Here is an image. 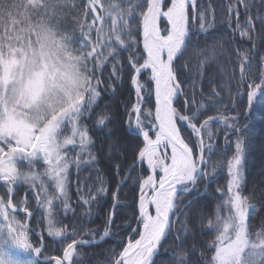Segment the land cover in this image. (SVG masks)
Returning a JSON list of instances; mask_svg holds the SVG:
<instances>
[{"label": "snow or ice", "instance_id": "1", "mask_svg": "<svg viewBox=\"0 0 264 264\" xmlns=\"http://www.w3.org/2000/svg\"><path fill=\"white\" fill-rule=\"evenodd\" d=\"M239 5L247 14L243 25ZM224 7L228 27L234 14L233 34L251 47L235 48L227 81L207 77L206 93L215 45L213 57L202 49L195 71L185 53L200 36H212L211 0H0V264H75L78 246L109 237L121 249L108 250L107 264H156L161 248L170 251V264H264V219L253 224L264 212V190L243 194V138L225 157L226 184L208 192L222 166L211 159L216 139L222 134L231 144L242 131L239 114L215 108L221 92L227 88L234 103L233 81L237 96L246 88L248 111L264 96V55L255 59L264 45V15H253L246 0H226ZM101 164L115 190L97 238L98 229L81 232L69 188L74 168L78 200L88 206L80 216L90 221L108 203ZM85 168L95 173L92 185L85 184L91 176L81 179ZM21 185L31 200L16 198ZM126 186L131 203L120 200ZM216 195L222 199L213 208ZM126 208L135 223L116 225L127 230L122 236L112 226ZM69 216L76 219L64 224ZM45 233L62 255L45 254Z\"/></svg>", "mask_w": 264, "mask_h": 264}, {"label": "trees", "instance_id": "2", "mask_svg": "<svg viewBox=\"0 0 264 264\" xmlns=\"http://www.w3.org/2000/svg\"><path fill=\"white\" fill-rule=\"evenodd\" d=\"M199 2V0H198ZM202 2L207 5L209 0H202ZM250 4L251 13L254 15L259 12L261 15H264V7H261V0H246ZM226 0H211L212 6L216 9L215 12V29L212 31V36L208 39H205L204 36L199 37V45L190 46V48L186 51L185 55H191V63L193 66V71L196 70L198 57L203 55L202 49L208 51L209 57H213V52L211 48L215 45V55L214 58L208 61L209 66L205 68L206 77L204 84V91L207 93L211 85L207 82V77H212V84H220L222 82L227 81V76L225 74V68L229 66L231 57L232 60L236 59L235 56V48H239L241 51L244 49H248L251 45L247 42L245 38H241L239 32L237 31L235 35L233 34L232 29L236 27V17L233 14L232 16V24L231 27H228L227 21L229 19L227 9L224 7ZM240 9V23L243 25L245 20L247 19V14L243 10V6H238ZM163 23V22H162ZM257 30L260 31V25L257 23ZM196 39V37H193ZM264 55V45L259 46V50L255 54V59L259 62V57ZM258 70V69H257ZM107 75V73H105ZM128 85L125 84L122 93L124 95L127 94ZM231 91L233 97L235 98V102H231L228 96V89L226 88L223 92H221L222 104H218L215 108L220 109L223 112V108L226 106L229 111L224 112L223 114L228 115L231 114L234 109L239 113V119L236 122L238 127L242 130L239 133H234L230 136L231 144H226L224 136L221 134L214 143V149H219L218 151H214L211 159L213 162H218L222 166L216 170L214 173L215 179L208 185V192L212 193L213 190L218 185H225L227 180V169L225 157H230L234 151V142L238 138H243L244 146H245V157L243 164V174L245 177L244 184V195L253 196V188L255 187L257 192L255 195L258 196L260 190H264V96H259L252 104L249 114L243 118L245 107L247 106V97L246 94H243L245 90H242V94L239 96L236 95L235 81H233L231 86ZM123 98V95L121 96ZM151 105H146L145 107H150ZM209 115H215L217 112L215 109L208 113ZM215 126V125H214ZM218 126V125H217ZM216 126V127H217ZM245 126H247V130L244 131ZM220 127V126H218ZM105 151H107L105 149ZM101 168L105 170V177L108 181L109 188V196H106L105 199L108 200L107 204H103L102 207L98 209H94V215L89 221L87 217L80 216L81 213L85 212L87 207L79 202L77 192H76V182L77 177L75 174V169L70 173V188L69 195L71 197V202L73 204V208L80 217V219L84 222V227L81 229L82 233H86L89 229H98L97 238L100 234L103 233L105 228V217L108 208L111 206L110 201V192L114 191L115 187V178L112 177L110 173V169L106 166V164H101ZM208 172L213 174V170L211 167L208 168ZM84 176H91L92 179L85 182L86 185H92L95 179V173L90 172L87 168L84 169L81 174V179ZM131 182H129L130 184ZM204 180L202 179L200 182V186L203 187ZM25 185L19 186L18 190L15 193L16 198H24L27 197L31 200L32 193L25 192ZM4 188L0 186V194H3ZM85 195L88 193V188L85 187L83 189ZM132 190L129 187H125L123 192L120 195V200L124 203L132 202ZM203 199V197H201ZM222 199L219 195L214 196L211 201V206L214 208L216 201ZM34 203V201H32ZM251 203H257L256 199H252ZM259 207V204L257 205ZM133 214L132 208H126L121 210L120 218L116 219L115 224L112 226L113 232H119L122 236L127 235V230L122 226L119 229L116 228V225H124L126 223H132L134 226V221L131 220ZM39 215L37 213L33 216L31 223L35 224L36 218ZM76 219L74 216H69L68 218H64L63 223L70 225L72 220ZM261 219H264V212L258 214V218L253 221L257 227L260 224ZM254 231L256 229H253ZM37 231H40V228H37ZM37 236H33L34 240H37ZM83 239H89L87 235H83ZM212 237L209 235L205 239L210 240ZM39 240V238H38ZM70 242L66 241L65 243ZM44 243L46 244V248L44 249L45 254L47 255H61L62 250L59 243L53 241L51 238L44 235ZM173 240L169 238L168 244L171 245ZM110 248H114L119 251L121 249V245L116 243V240L111 237L106 238L103 242L99 244H93L91 246H78L77 247V255L74 256L75 264H107V258H110V254L108 250ZM170 251H164L161 248L160 253L154 258L156 264H170Z\"/></svg>", "mask_w": 264, "mask_h": 264}, {"label": "rangeland", "instance_id": "3", "mask_svg": "<svg viewBox=\"0 0 264 264\" xmlns=\"http://www.w3.org/2000/svg\"><path fill=\"white\" fill-rule=\"evenodd\" d=\"M162 26H163V23H162ZM246 97V96H245ZM226 115V114H225ZM217 125H215L214 127H216ZM218 126H220V127H223V125H218ZM25 170H27V169H25ZM38 171H43V168L42 167H38V169H37ZM73 171V169H71L70 170V173ZM71 181V180H70ZM115 190V189H114ZM38 232V231H37ZM46 234V233H45ZM39 239H40V237L39 236H37ZM38 238H37V240H34L33 239V241L35 242V241H38Z\"/></svg>", "mask_w": 264, "mask_h": 264}, {"label": "bare ground", "instance_id": "4", "mask_svg": "<svg viewBox=\"0 0 264 264\" xmlns=\"http://www.w3.org/2000/svg\"><path fill=\"white\" fill-rule=\"evenodd\" d=\"M246 107H248V103H247V106ZM245 107V108H246ZM236 114H239V113H237V111H233L231 114H228V115H236ZM249 114V112L247 111V108L244 110V115H243V118L244 117H246L247 115Z\"/></svg>", "mask_w": 264, "mask_h": 264}, {"label": "water", "instance_id": "5", "mask_svg": "<svg viewBox=\"0 0 264 264\" xmlns=\"http://www.w3.org/2000/svg\"><path fill=\"white\" fill-rule=\"evenodd\" d=\"M247 97V96H246ZM247 108V111H248V107H246ZM249 112V111H248Z\"/></svg>", "mask_w": 264, "mask_h": 264}]
</instances>
